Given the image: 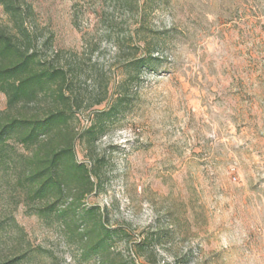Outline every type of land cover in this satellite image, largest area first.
Wrapping results in <instances>:
<instances>
[{
  "label": "rangeland",
  "instance_id": "obj_1",
  "mask_svg": "<svg viewBox=\"0 0 264 264\" xmlns=\"http://www.w3.org/2000/svg\"><path fill=\"white\" fill-rule=\"evenodd\" d=\"M20 3L33 47L67 73L76 160L97 184L82 207L120 230L111 256L264 264V0ZM0 27L21 36L1 4ZM113 105L119 112L100 125ZM9 143L15 159L29 155ZM6 174L0 168V258L30 249L17 264H99L81 259L57 220L34 214Z\"/></svg>",
  "mask_w": 264,
  "mask_h": 264
},
{
  "label": "trees",
  "instance_id": "obj_2",
  "mask_svg": "<svg viewBox=\"0 0 264 264\" xmlns=\"http://www.w3.org/2000/svg\"><path fill=\"white\" fill-rule=\"evenodd\" d=\"M0 4L21 35L0 27V92L7 100V109L0 114V168L11 173L27 200L36 204L34 214L62 225L64 233L79 245L82 260L98 258L99 264H129L122 257L111 256L112 241L121 236L120 230L105 224L99 208L82 207L83 199L97 184L92 170L76 160L75 136L68 129L74 102L64 91L67 73L33 47L35 38L23 27L28 6L20 0H0ZM147 58L133 64L142 66ZM41 99L44 103L39 105ZM31 103L36 107L25 110L24 106ZM118 112L115 105L101 111L99 124ZM94 125L87 130L91 141L96 137ZM9 140L29 149V155L15 159ZM9 221L20 240L28 244L23 229L12 217ZM5 231L0 225V232ZM22 250L0 258V264H17L27 258L30 249Z\"/></svg>",
  "mask_w": 264,
  "mask_h": 264
}]
</instances>
